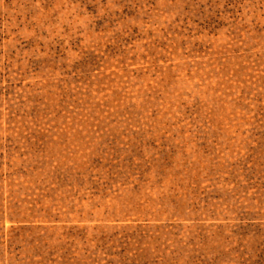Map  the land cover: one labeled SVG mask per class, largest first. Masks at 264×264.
<instances>
[{"label": "rangeland", "instance_id": "374dc122", "mask_svg": "<svg viewBox=\"0 0 264 264\" xmlns=\"http://www.w3.org/2000/svg\"><path fill=\"white\" fill-rule=\"evenodd\" d=\"M0 264H264V0H0Z\"/></svg>", "mask_w": 264, "mask_h": 264}]
</instances>
